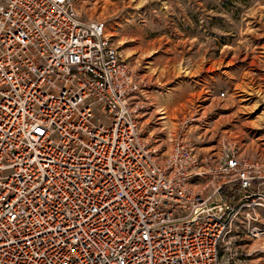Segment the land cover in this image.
I'll use <instances>...</instances> for the list:
<instances>
[{
	"label": "built area",
	"instance_id": "obj_1",
	"mask_svg": "<svg viewBox=\"0 0 264 264\" xmlns=\"http://www.w3.org/2000/svg\"><path fill=\"white\" fill-rule=\"evenodd\" d=\"M77 3L0 0V264L235 261L264 160L145 141L148 83Z\"/></svg>",
	"mask_w": 264,
	"mask_h": 264
},
{
	"label": "rangeland",
	"instance_id": "obj_2",
	"mask_svg": "<svg viewBox=\"0 0 264 264\" xmlns=\"http://www.w3.org/2000/svg\"><path fill=\"white\" fill-rule=\"evenodd\" d=\"M77 6L83 19L105 20L120 54L148 83L149 105L140 117L145 141L167 153L173 135L186 130L201 152L264 160V0H78ZM238 225L232 238L238 257L228 261L221 247L224 263L264 264V235Z\"/></svg>",
	"mask_w": 264,
	"mask_h": 264
},
{
	"label": "bare ground",
	"instance_id": "obj_3",
	"mask_svg": "<svg viewBox=\"0 0 264 264\" xmlns=\"http://www.w3.org/2000/svg\"><path fill=\"white\" fill-rule=\"evenodd\" d=\"M158 99H159V98H158ZM157 101H158V100H157ZM158 102H159V101H158ZM159 103H160V102H159ZM157 104H158V103H157ZM162 107H163V106H162ZM162 107H161L160 104H158V105H157V111H158V112L161 111ZM164 113H165V112H164ZM165 117H166V116H163V119H164L163 123H164V125L167 124V123L170 124V126H169V129H170L172 125H171L170 121H169V120L167 121V119H166ZM173 126H174V125H173ZM167 127H168V126H167ZM169 131H170V130H169Z\"/></svg>",
	"mask_w": 264,
	"mask_h": 264
}]
</instances>
